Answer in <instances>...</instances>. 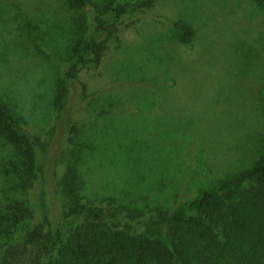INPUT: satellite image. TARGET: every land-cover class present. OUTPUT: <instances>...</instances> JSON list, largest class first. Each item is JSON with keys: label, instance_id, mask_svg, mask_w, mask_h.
I'll use <instances>...</instances> for the list:
<instances>
[{"label": "rangeland", "instance_id": "1", "mask_svg": "<svg viewBox=\"0 0 264 264\" xmlns=\"http://www.w3.org/2000/svg\"><path fill=\"white\" fill-rule=\"evenodd\" d=\"M109 2L90 0L100 13ZM172 23L191 30L186 42ZM87 33L67 0H0V102L35 138L49 137L47 156L36 151L39 173L19 192L43 200L33 223L43 210L57 223L73 154L87 201L137 209L189 202L263 158L264 6L151 0L100 37L99 63L69 80L55 119L62 69ZM3 182L0 209L18 197Z\"/></svg>", "mask_w": 264, "mask_h": 264}, {"label": "trees", "instance_id": "2", "mask_svg": "<svg viewBox=\"0 0 264 264\" xmlns=\"http://www.w3.org/2000/svg\"><path fill=\"white\" fill-rule=\"evenodd\" d=\"M67 2L81 12L89 33L62 69L55 119L69 80L87 63H99L100 37L145 14L151 0H110L104 13L90 0ZM172 25L186 42L191 30ZM48 146L49 137L35 138L0 102V176L18 194L0 209V264H264V156L189 202L137 209L87 201L73 154L58 183L64 205L52 225L44 210L32 222L43 200L35 204L19 194L39 173L36 151L44 158Z\"/></svg>", "mask_w": 264, "mask_h": 264}]
</instances>
